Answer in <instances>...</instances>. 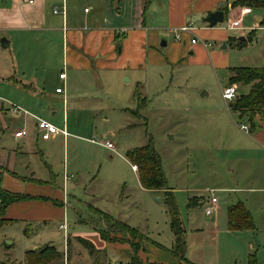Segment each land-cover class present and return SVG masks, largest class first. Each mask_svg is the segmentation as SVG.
Masks as SVG:
<instances>
[{
    "label": "rangeland",
    "instance_id": "374dc122",
    "mask_svg": "<svg viewBox=\"0 0 264 264\" xmlns=\"http://www.w3.org/2000/svg\"><path fill=\"white\" fill-rule=\"evenodd\" d=\"M163 1L154 0L153 9L148 11V22L163 18L160 5ZM234 1L218 0L217 5L225 4L226 7ZM7 2L10 4L11 0H0L5 7ZM190 3L193 9L195 2ZM251 8L252 13L243 20V29L228 28L229 21L237 17V10H231L223 23L213 27L226 29L228 36L235 39L234 44L228 41L226 48L223 47L226 40H209L208 51L214 49L224 54L220 58L222 64L218 63L217 58L206 63L208 58L210 60L208 54L197 51L192 55L193 49L188 51L182 47L185 43L181 44L175 39L178 34L160 37L155 46L158 53L150 57L147 70L140 73L146 77L140 90L148 98L146 118L122 113L121 119H112L109 125L99 119L111 108L103 113L78 111L71 106L64 109L63 101L56 105L57 100L51 104L45 102L42 96L33 98L20 93L18 87L9 83L8 77L15 75V70L17 76L22 75L23 67L41 70L42 64L47 61L44 59L46 46H32L29 49V46L14 44L5 48L2 45L5 32H0V145L17 147L21 141L14 140L13 133L23 124V113L13 115L10 111L13 104L23 110L39 113L30 110L32 106L40 111L38 116L61 128L69 122V131L74 125L84 129L81 132L84 139L69 137L65 143L61 137L55 144L59 159V166L55 170L56 183L66 193L68 234L97 233L98 229L110 227L99 211L92 208L93 204L110 212L115 219H121L140 230L144 235L142 242L146 244V250H142L145 257L140 256L144 262L183 264L170 252L175 236L171 228L166 190H171L186 230L189 251L186 256L189 260L200 263L198 259H205L208 264H250L254 257L256 264H264V148L248 151L253 140L252 133L256 131L248 133L241 129L242 125L249 127L247 117L242 118L238 112L230 110L231 102L223 97L224 89L231 85L229 67L264 66V5ZM206 14L195 12L189 16V22L196 26L204 25ZM257 24L261 27L257 28ZM252 29L256 31L250 33ZM241 36H246L247 41L238 46ZM163 40H169V45L162 47ZM199 42L203 44L202 40ZM179 60L182 62L179 63ZM236 85L238 93L249 91L248 86ZM121 102L125 103V107L136 106L134 98L121 99ZM222 112H227L238 128L230 136L217 132ZM117 114L120 117L119 111ZM125 119L133 121V129H119ZM35 122V119L28 120L30 136L34 138L39 134ZM1 125L5 126V130ZM113 132L116 136H112ZM150 136L161 156L165 190L143 188L130 163L125 161V147L136 148L148 144ZM105 137L117 145L118 153L88 140H105ZM45 160L39 157L43 172L50 176ZM64 167L74 174L66 186ZM213 197L218 199L215 204L212 203ZM194 198L200 201L190 206ZM240 201L253 216V228L233 230L229 226V208ZM207 207H214L211 215L206 213ZM59 224V221L50 222L45 226L23 220L4 223L0 227V259L7 264H29L27 251L35 247L50 245L66 251L67 235L59 230ZM123 231L115 234L128 240H141L129 231ZM71 241L76 246L77 242ZM71 250L69 247L64 259L48 264H74L69 262ZM82 250L84 255L79 254L80 257L75 247L72 250L74 257L79 258V264H129L132 259V249L97 248L95 253H91L89 248L82 246Z\"/></svg>",
    "mask_w": 264,
    "mask_h": 264
},
{
    "label": "crops",
    "instance_id": "0c3cea01",
    "mask_svg": "<svg viewBox=\"0 0 264 264\" xmlns=\"http://www.w3.org/2000/svg\"><path fill=\"white\" fill-rule=\"evenodd\" d=\"M30 1L11 0L10 4L8 2L6 3V7L0 4V32H5L4 37L8 41V47L14 44L26 48L29 46V49L32 46H46L44 48V59H47V61L42 64L41 70L37 68L34 71L32 68L23 67L21 71L22 75L20 76H17V71L15 70V75L8 77L9 83H13L15 87L20 89V93L27 97L39 98L42 96L44 97V101L49 103L57 100L58 103L56 105H60V102L63 101L64 109L71 106L72 109L78 111L85 110L103 113L111 108L110 112L107 111L99 119L105 125H109L112 119H121L122 113H130L136 117L146 118L144 115H146L145 109L148 106V98L140 91L141 88L143 89V85L145 84L144 78L146 77H142L140 73L147 70L150 57L158 53L156 52L155 46H157L160 37H166L169 34H179L180 38L176 35L175 39L180 41L179 43L181 44L185 43L186 45L181 46L188 51L189 49H193L191 52L192 55H195L197 51L199 54H208L207 56L210 57V60L208 58L205 61L206 63L211 62L212 58H217L218 63L222 64L220 58L224 56L223 53L217 52L214 49L213 51H208L209 47L206 46V42L209 43V40H226L223 46L224 48H226L227 45L225 46V44L228 41H232L233 44L235 43V39L229 37L224 28L215 29L204 21V25L201 26L193 25L192 21L189 22V16L195 12H207L205 16H208L210 12L219 9L217 5L218 0H165L160 2L163 12L161 16L163 18H159L158 21L156 19L154 21L152 20V22H148L147 16L148 11L153 9L154 0H150L147 8V0ZM190 1L195 2L193 9L189 5ZM224 6L225 4H223V9ZM56 7L58 8L57 13L54 11ZM226 7L227 9H224L226 13L225 20L231 10H237L238 15L234 19L241 17L242 24L244 18L249 13H252L250 6L233 7L232 4H228ZM184 26H188L190 29L188 31H182L181 28ZM258 27L261 26L257 24ZM243 28L241 25V29ZM241 37L244 38L241 39ZM241 37L238 41H247L246 36ZM199 40H202L203 44ZM165 41L166 45L164 46H168L169 40ZM174 43L176 42H172L171 44ZM164 46L162 45V47ZM181 62L179 60V63ZM226 65L228 64L226 63ZM14 67L15 69L18 68L16 66ZM235 67L245 66H233L229 68L231 70ZM64 71L66 72V77L61 79L59 75ZM247 86L250 90L251 86ZM59 87L63 88L64 92H56V89ZM129 98L135 99V108L125 107V103L121 102V99L125 101ZM87 99H91V101H85ZM30 107L32 108L30 110H33V112L37 111L40 113L38 109L32 106ZM24 110L28 111V109ZM117 111H119L120 117ZM28 112L35 116L39 114ZM20 113H23V124L18 130L26 128L29 133L26 137L20 139L21 141L18 142L17 147L0 145V183L4 189L10 192L27 194L31 197L9 205L5 217L13 220L10 222H16L18 220L27 222L35 221L45 226L50 222L59 221L60 231H64L60 227L61 224L66 222L67 231L65 235H67L68 240V247H66L67 253L69 247L72 250L75 247L78 256L79 254L80 256L84 255L82 246L85 245L79 240V237H82L90 241L96 249H132V256H129L132 258L134 250L130 243L128 241H106L100 235V230L103 229H98L97 233L79 232L72 236L68 234L69 225L66 221L68 208L65 205L66 193L65 191L62 192L60 185L56 183L57 174L55 170L59 166V159L56 157L55 144L61 137H63L65 143L69 137L80 140L84 139L85 136L81 133L84 129H80L74 125L71 131H69L70 124L67 122L63 127H66L68 130V136L60 135L50 140H42L39 134L36 138L30 136L31 130L28 125V120L29 118H35L32 115H25L23 111ZM55 113L53 112V114ZM226 113L222 112L221 114L217 132L220 131L222 134L230 136L231 132H234L235 129L238 130V128L228 113ZM1 117L2 114L0 112V119ZM259 124L260 127L255 133H252L253 140L250 142V147H248L250 148L248 150L250 152L253 149L264 148V121L259 120ZM134 125L132 120L128 121V119H125L119 129H133L132 127ZM1 126L5 130V126ZM112 136H116L115 132L112 133ZM105 139L109 140L107 137ZM152 139L150 136L148 142L150 140L152 141ZM88 140L106 148L103 143L104 140H98V142L93 141L95 139ZM50 141H53V143H50ZM114 145L116 146V151L113 152L118 153L117 145L115 143ZM130 149L133 148L125 147V152ZM244 149H247V147ZM39 157L46 159L44 163L51 172L50 176L43 172ZM125 161L130 163L132 171L137 174L140 181L138 166L136 169L135 164L126 155ZM73 178L74 174L67 172V168L64 167V186ZM79 180L76 179V181ZM141 186L143 187L142 183ZM196 199L200 201L198 198ZM91 206L100 212L112 216L108 211L98 208L93 204ZM119 221L124 222L121 219ZM124 223L131 226L126 222ZM71 239L77 242L76 246ZM145 245L143 244L139 251V256L141 257H145V254L142 252V250H146ZM38 248L40 247H35L34 249ZM72 250L69 262L72 261L74 264H79V258L74 257ZM58 251L61 252L59 259H64L66 251ZM188 252L187 246L186 255ZM204 260L198 259L197 261L200 263L196 264H208Z\"/></svg>",
    "mask_w": 264,
    "mask_h": 264
},
{
    "label": "trees",
    "instance_id": "16d2710c",
    "mask_svg": "<svg viewBox=\"0 0 264 264\" xmlns=\"http://www.w3.org/2000/svg\"><path fill=\"white\" fill-rule=\"evenodd\" d=\"M150 0L146 2V8L149 6ZM264 5V1L260 0H236L232 3L236 6H260ZM224 9L227 7L224 6ZM255 31V30H253ZM251 31V33L253 32ZM251 40V37L250 39ZM243 42V43H242ZM246 44V40L240 41L239 46ZM229 83L241 84L243 86L250 85L248 93H239L238 97L229 105L230 110L238 112L240 117H247L250 125V131L255 132L259 127V120L264 121V66L262 67H235L231 70ZM259 119V120H258ZM127 158L138 166L140 181L144 188L150 190L166 189V180L162 167L160 154L156 151L154 144L150 141L148 144L136 147L125 152ZM27 194H18L4 189L0 183V227L13 220L5 217L6 210L12 203L30 198ZM167 201L169 204V212L171 215V228L175 236V242L170 250L172 255L177 257L185 264H196L191 262L186 257L187 245L185 228L183 226L178 207L173 198V192H166ZM198 203L196 198L190 201V206ZM98 211V210H97ZM106 224L110 227L100 230V235L106 241H128L134 250V255L129 264H162L159 262H144L139 256V251L142 248L144 235L139 229L131 227L124 222L114 219L109 214L100 212ZM229 226L233 230L249 229L254 227L253 216L250 210L243 202H237L230 206L228 211ZM108 226V225H107ZM123 232H131L135 237L140 238L139 241L128 240L125 237H118L115 232L121 230ZM114 234V235H113ZM83 245L90 249L91 253H95V246L88 240L79 237ZM61 257V252L55 246H44L38 249L27 251V259L29 264H48L51 261ZM0 264H7L6 261L0 259ZM250 264H256V259L251 258Z\"/></svg>",
    "mask_w": 264,
    "mask_h": 264
},
{
    "label": "built area",
    "instance_id": "2783aa9c",
    "mask_svg": "<svg viewBox=\"0 0 264 264\" xmlns=\"http://www.w3.org/2000/svg\"><path fill=\"white\" fill-rule=\"evenodd\" d=\"M32 2V0L30 1ZM55 13L58 12V8L56 7L54 9ZM242 25V18H238V19H233V20H230L229 21V24H228V28L229 29H235V28H239L241 27ZM190 29V27L188 26H184L181 28L182 31H188ZM178 38H180V35L178 34L177 35ZM206 46H209V43H205ZM60 78L61 79H64L66 77V72H61L60 73ZM56 92L58 93H62L64 92L63 88L59 87L56 89ZM238 85L236 84H232L228 87H226L223 91V97L224 99L227 101V102H232L234 101L237 97H238ZM23 111L25 115H32L36 122H35V127L37 128V130L39 131V136L42 140H50L52 138H55L57 136H60V135H63V136H68L69 135V132L68 130L66 129V127H58L57 125H55L54 123L46 120V119H43L41 117H38V116H35L33 114H30L28 111L26 110H23L21 107L17 106V105H12V108H11V112L12 114H19V112ZM242 129L245 130L246 132H250L249 130V127L246 126V125H242ZM28 130L26 128H22L20 130H17L13 133V137L14 139L16 140H20L24 137H26L28 135ZM95 142H98L97 139L93 140ZM104 145L111 149L112 151H116V146L114 145L113 142H111L110 140H107L105 139L103 141ZM135 168L137 169V165H135ZM217 202V198L216 197H213L212 198V203L215 204ZM214 211V207H207L206 208V213L208 215H211ZM60 229L64 230V232L67 231V223L64 222L63 224H61V227ZM66 256H67V251L65 252Z\"/></svg>",
    "mask_w": 264,
    "mask_h": 264
},
{
    "label": "water",
    "instance_id": "95a60500",
    "mask_svg": "<svg viewBox=\"0 0 264 264\" xmlns=\"http://www.w3.org/2000/svg\"><path fill=\"white\" fill-rule=\"evenodd\" d=\"M225 10L223 9V4L220 5L219 9L212 11L206 16L203 21L208 23L210 27H215L220 23H223L225 21ZM244 37H241L243 39ZM2 44L6 48L8 47V41L4 38L2 39ZM162 45H166V41L164 40L162 42ZM226 46V44H225Z\"/></svg>",
    "mask_w": 264,
    "mask_h": 264
}]
</instances>
